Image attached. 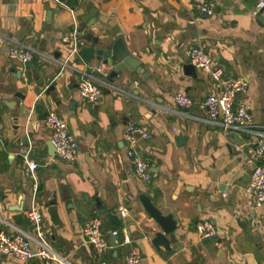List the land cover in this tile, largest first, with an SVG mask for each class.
I'll return each instance as SVG.
<instances>
[{
	"label": "crops",
	"instance_id": "1",
	"mask_svg": "<svg viewBox=\"0 0 264 264\" xmlns=\"http://www.w3.org/2000/svg\"><path fill=\"white\" fill-rule=\"evenodd\" d=\"M201 1L215 2L213 17L197 11ZM262 3L0 0V228L11 236L19 230L33 236L28 213L35 204L49 245L74 264H126L135 248L140 264H264V205L255 208L248 193L252 139L210 121L201 104L217 86L189 61V52L200 46L224 69L225 79H246L249 87L240 99L255 124L264 126ZM91 11L96 17L92 26ZM78 29L83 39H92H85L81 53L63 69L60 63L69 55L63 39ZM120 38L138 62V72L123 68L114 76V64L100 57L84 59V49L107 48ZM12 46L32 48L43 57L28 70L10 59ZM97 66L109 72V87H101L98 103L88 104L78 86ZM178 92L192 99L191 108L175 105ZM50 111L58 113L75 138L74 162L62 160L50 147L51 131L45 125ZM131 120L150 132L140 150L151 164L147 182L137 179L126 154L125 130ZM180 133L187 143L178 146L174 138ZM23 138L29 139L28 146L20 143ZM27 153L39 165L35 179L24 162ZM141 195L178 222L177 244L169 250L152 245L161 230L144 210ZM120 206L129 209L126 219L118 215ZM94 216L103 220L110 242L103 254L83 235ZM205 220L220 232L217 240L197 235L196 226ZM127 236L132 242L125 245ZM0 264L43 262L0 255Z\"/></svg>",
	"mask_w": 264,
	"mask_h": 264
},
{
	"label": "built area",
	"instance_id": "2",
	"mask_svg": "<svg viewBox=\"0 0 264 264\" xmlns=\"http://www.w3.org/2000/svg\"><path fill=\"white\" fill-rule=\"evenodd\" d=\"M263 8L264 3L259 5L258 10ZM196 9L202 16L208 18L216 14L214 1H201L196 4ZM63 45L67 47L69 53L66 61L60 63L65 69L68 67V61L81 53L80 50L85 46V39L81 33L74 30L63 39ZM8 54L10 59L23 65L43 57L34 49L23 46L10 47ZM189 61L192 67L209 73L217 86L216 93L208 96L201 104L208 112L210 121L213 123L218 121L225 131H237L248 139H252L250 145L253 146L251 157L253 172L248 193L254 199V207H261L264 205V126L255 124L246 104L240 99V96L247 92L248 82L243 77L225 79L224 69L214 63L200 46L189 52ZM107 79H109V72L102 66L95 67L94 75L85 74L78 86L82 101L88 104L98 103L103 94L101 87H109ZM174 103L182 109H189L193 106L192 99L183 92H178L174 96ZM45 125L51 131V143L56 149V155L64 161L74 162L78 154V145L66 122L57 112L50 111L45 119ZM126 125L124 140L127 145V157L135 170L137 179L142 182L150 181L151 164L140 155L141 145L150 139V132L147 126L138 120H131ZM24 162L31 178L35 179L39 165L29 158V153L24 156ZM1 212L0 206V216ZM117 212L123 219H126L130 214L129 209L125 206H120ZM28 219L31 223L33 236L20 230L11 236L0 228V255L24 262L37 257L42 260L43 264H74L49 245L43 230V215L35 204L28 213ZM3 223L0 217V225ZM102 226L103 220L94 216L89 219L83 229V235L87 238L88 244L98 254H103L110 247L109 240L104 237ZM196 232L202 240H217L221 235L215 225L208 220L201 221L196 226ZM112 234L116 237L118 233L114 231ZM131 242L132 240L128 236L124 240L125 245L131 244ZM140 262V252L135 248L129 253L126 264H140Z\"/></svg>",
	"mask_w": 264,
	"mask_h": 264
},
{
	"label": "water",
	"instance_id": "3",
	"mask_svg": "<svg viewBox=\"0 0 264 264\" xmlns=\"http://www.w3.org/2000/svg\"><path fill=\"white\" fill-rule=\"evenodd\" d=\"M264 9V8H263ZM258 14V19L263 20L262 14L264 10ZM95 11H91L90 14L93 18L92 23L90 26L94 24L95 20ZM78 32H81V29H78ZM85 39L91 40L92 36L89 35ZM95 44H99L98 39H94ZM83 57L86 61H91L95 59L96 57H100L103 60V63L115 65V72L114 76H117L123 68H127L128 70L132 72H138L140 70L139 64L136 61V59L133 57L130 51L126 49V45L124 43L123 38L118 39L116 42L112 43L111 45H107V48L103 49H93V48H86L83 51ZM36 59L29 61V63L25 64V67L29 70L33 67ZM141 73V71H140ZM175 142H177L178 146L185 145L187 142V138L183 136V134H177L174 138ZM20 143L22 145L28 146L30 141L28 138H23L20 140ZM51 149L54 151V155L56 154L55 147ZM141 200V203L143 205L144 210L157 222V224L160 227L161 232L156 233L154 236V239L152 240V245L159 249V248H165L166 250H169L171 248L172 244H177V237L175 235V232L178 229V222L175 220L172 214H162V212L154 205L153 199L146 195H141L139 197ZM101 208V205H99ZM98 215L103 219L104 214L103 211L99 210ZM112 241H115V238H112Z\"/></svg>",
	"mask_w": 264,
	"mask_h": 264
}]
</instances>
